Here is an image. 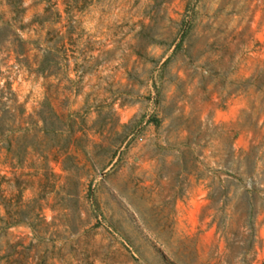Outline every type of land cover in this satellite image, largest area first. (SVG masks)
I'll use <instances>...</instances> for the list:
<instances>
[{"label": "rangeland", "instance_id": "374dc122", "mask_svg": "<svg viewBox=\"0 0 264 264\" xmlns=\"http://www.w3.org/2000/svg\"><path fill=\"white\" fill-rule=\"evenodd\" d=\"M257 66L264 0H0V264H264Z\"/></svg>", "mask_w": 264, "mask_h": 264}, {"label": "trees", "instance_id": "16d2710c", "mask_svg": "<svg viewBox=\"0 0 264 264\" xmlns=\"http://www.w3.org/2000/svg\"><path fill=\"white\" fill-rule=\"evenodd\" d=\"M261 73H264V66H257L255 70L250 73V86H252L255 89L260 88L264 80H260ZM256 90L252 91V93L247 97V103L246 105L240 109L238 117L235 119L234 124L231 125L226 122H221V125L224 127L226 132H231L232 136H235L240 130H246L245 126L241 124L240 118L241 116H244V119H247L250 114L256 115V118H258L259 111L257 109V105L259 103L264 102V94L262 96L255 95ZM257 142H260L258 140ZM256 145H250L247 149L244 148H237L231 149V154L236 155L237 158V164L234 167L235 172L238 173L239 177L242 178V174L250 175L256 165L257 157L253 155V150ZM242 165V168L238 170V168ZM3 177V176H2ZM7 179V178H5ZM219 180H222V186L223 189L221 191V195L223 197V202H225V196L227 192V187L225 183V179L221 178ZM260 186H257L255 184H250L243 192H241L237 197V203L239 204V213L241 216H243L245 219H247V222L250 226H252L254 222V218L256 214L263 209L264 203L259 199L258 192L262 190ZM207 198L210 200L213 199V191H207L206 193ZM4 212H8L7 209L4 208ZM18 215L21 213H24L25 216H27L28 209L23 208V210H16ZM20 217V216H19ZM22 219V217L20 218ZM247 264H251L250 262H247Z\"/></svg>", "mask_w": 264, "mask_h": 264}]
</instances>
